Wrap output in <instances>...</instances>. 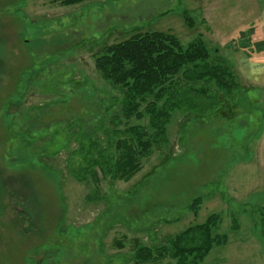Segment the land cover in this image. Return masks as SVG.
Segmentation results:
<instances>
[{
	"label": "rangeland",
	"instance_id": "obj_1",
	"mask_svg": "<svg viewBox=\"0 0 264 264\" xmlns=\"http://www.w3.org/2000/svg\"><path fill=\"white\" fill-rule=\"evenodd\" d=\"M206 1L0 0V264H134L135 238L152 246L212 213L229 241L201 264H264V0ZM136 27L170 31L185 44L202 35L249 99L221 97V116L197 122L175 113L168 148L131 180L103 179L95 193L67 171V150L52 153L76 131L67 122L86 120L91 130L111 107L126 123L121 104L112 106L121 90L95 58ZM249 100L253 112L239 115ZM197 196L196 213L189 205Z\"/></svg>",
	"mask_w": 264,
	"mask_h": 264
},
{
	"label": "trees",
	"instance_id": "obj_2",
	"mask_svg": "<svg viewBox=\"0 0 264 264\" xmlns=\"http://www.w3.org/2000/svg\"><path fill=\"white\" fill-rule=\"evenodd\" d=\"M51 1L71 6L86 0ZM184 18L189 28L196 26L190 12L184 11ZM128 34L127 38L105 44L95 58L101 76L121 90V98L116 97L112 106L121 104L126 123L110 114L111 107L98 117L97 126L91 130L86 128V120L67 122L65 129L76 131L66 133V142L52 153L67 150V171L77 181L93 183L95 193L100 192L103 179L129 181L156 149H167L175 113L197 122L220 115L216 105L221 97L229 98L233 105L248 98V88L242 87L225 57L210 51L202 35L185 44L170 31L136 27ZM251 107L250 101V109L245 106L248 111H240L239 115L253 112ZM229 115L232 119L237 114ZM133 117L139 121L147 118V123L129 124ZM72 139L75 148L70 147ZM203 201L202 196L195 197L189 209L197 213ZM261 216L264 237V207ZM221 223L222 216L212 213L203 222L167 235L152 246L135 238L131 260L134 264H160L166 259L171 264H201L216 246L229 241L227 233L218 232ZM233 229H238L237 222ZM117 244L124 246L121 241Z\"/></svg>",
	"mask_w": 264,
	"mask_h": 264
},
{
	"label": "crops",
	"instance_id": "obj_3",
	"mask_svg": "<svg viewBox=\"0 0 264 264\" xmlns=\"http://www.w3.org/2000/svg\"><path fill=\"white\" fill-rule=\"evenodd\" d=\"M207 2V1H206ZM207 3H216V1L215 0H208V2ZM257 32H259L258 30H257ZM256 32V33H257ZM224 34H226V35H228L229 33L227 32V33H224ZM219 36H221V35H219ZM227 42H228V39H227V41L226 42H224V44L223 45H226L227 44Z\"/></svg>",
	"mask_w": 264,
	"mask_h": 264
}]
</instances>
